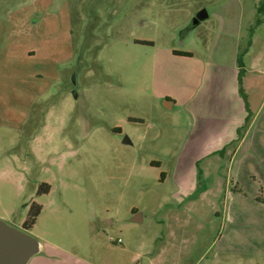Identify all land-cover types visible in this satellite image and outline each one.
Here are the masks:
<instances>
[{
	"label": "rangeland",
	"instance_id": "rangeland-1",
	"mask_svg": "<svg viewBox=\"0 0 264 264\" xmlns=\"http://www.w3.org/2000/svg\"><path fill=\"white\" fill-rule=\"evenodd\" d=\"M263 4L0 0V219L61 259L264 264Z\"/></svg>",
	"mask_w": 264,
	"mask_h": 264
},
{
	"label": "water",
	"instance_id": "water-1",
	"mask_svg": "<svg viewBox=\"0 0 264 264\" xmlns=\"http://www.w3.org/2000/svg\"><path fill=\"white\" fill-rule=\"evenodd\" d=\"M206 18L208 12L202 9L191 26L198 25ZM124 142H130V139L126 137ZM38 250L39 241L36 238L0 219V264H27L30 257Z\"/></svg>",
	"mask_w": 264,
	"mask_h": 264
},
{
	"label": "trees",
	"instance_id": "trees-1",
	"mask_svg": "<svg viewBox=\"0 0 264 264\" xmlns=\"http://www.w3.org/2000/svg\"><path fill=\"white\" fill-rule=\"evenodd\" d=\"M255 24H256V26L264 25V4L260 7H258V15H257ZM254 34H255V29H254V27H252L250 29L249 41L247 42V45L245 46L244 49L239 50L238 59L236 60L238 66H239V76L237 78V81L239 84V91L242 95L241 97L243 98V100L245 102V107H246L247 111L249 112L248 117H247V122L250 120L249 116L251 114H253V112L250 108V104H249L248 97H247L248 94L244 89L242 78H243V75L245 73L244 60L246 58L247 53L250 50V46L252 45ZM175 53L182 54V55H191V53H189L188 51H176ZM44 187L45 188L41 193H48L50 190L49 185L45 184ZM41 210H42V206L39 203H37V202L32 203L31 208H30V212H29V216H27V219L23 225L25 230H29V229L33 228L34 224L36 223L37 217L40 216V214H41Z\"/></svg>",
	"mask_w": 264,
	"mask_h": 264
},
{
	"label": "crops",
	"instance_id": "crops-1",
	"mask_svg": "<svg viewBox=\"0 0 264 264\" xmlns=\"http://www.w3.org/2000/svg\"><path fill=\"white\" fill-rule=\"evenodd\" d=\"M189 53H191V52H189ZM186 56L192 57L193 54L191 53V55H186ZM164 103L170 109H172L175 106V103L172 101V99H170V100L165 99ZM261 108H262V106L260 107V109ZM251 110H252V108H251ZM252 112H253V114L255 113V116L258 114V110H257V112L252 110ZM130 218H131L130 219L131 221H134V219H135V221H137V220L143 219V215L141 213H139L138 211H136L134 208H132ZM42 247H43V245L40 242L39 248H41V253H42ZM33 261H34V263H32ZM27 264H97V263L93 262L92 260L85 259V258H75V257L69 256L67 258L61 259V258H58L56 255H53V253L40 254L39 252H36L30 257Z\"/></svg>",
	"mask_w": 264,
	"mask_h": 264
},
{
	"label": "built area",
	"instance_id": "built-area-1",
	"mask_svg": "<svg viewBox=\"0 0 264 264\" xmlns=\"http://www.w3.org/2000/svg\"><path fill=\"white\" fill-rule=\"evenodd\" d=\"M117 241H118V242H121V238H118Z\"/></svg>",
	"mask_w": 264,
	"mask_h": 264
},
{
	"label": "flooded vegetation",
	"instance_id": "flooded-vegetation-1",
	"mask_svg": "<svg viewBox=\"0 0 264 264\" xmlns=\"http://www.w3.org/2000/svg\"><path fill=\"white\" fill-rule=\"evenodd\" d=\"M179 55H182V54H179ZM167 100V99H166Z\"/></svg>",
	"mask_w": 264,
	"mask_h": 264
}]
</instances>
